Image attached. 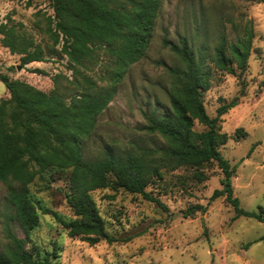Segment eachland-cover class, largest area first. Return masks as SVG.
Returning a JSON list of instances; mask_svg holds the SVG:
<instances>
[{
  "label": "trees",
  "instance_id": "1",
  "mask_svg": "<svg viewBox=\"0 0 264 264\" xmlns=\"http://www.w3.org/2000/svg\"><path fill=\"white\" fill-rule=\"evenodd\" d=\"M50 1L54 12L49 23L53 40L50 49L56 57L67 59L72 78L55 75L54 89L46 93L0 74L8 92L0 100V181L9 187L7 199L11 208L6 216L7 243L0 250V264H56L57 246L52 252H42L32 242L31 233L40 224L39 211L52 215L70 237H79L91 246L116 241L107 232L105 219L92 196L97 190L122 188L169 213V208L148 188L163 180L164 172L180 168L193 170V179L202 183L208 180L205 168L217 165L223 173L222 189L215 190L210 201L225 197L234 208L235 218L264 223L263 207L258 212H248L234 196L235 168L220 151L230 139L221 131L220 119L238 105L239 98L221 104L214 118L207 113L202 98L212 87L214 70L231 75L246 71L253 48L251 22L236 41L230 42L223 33L211 50L205 43L198 54L186 37L177 43L165 39L164 45L179 58L181 66L167 67L174 79L169 109L160 116L147 115L144 129L149 135L158 136L160 144L122 152L108 145L99 156L86 159L84 148L99 117L116 98L119 84L130 68L147 56L161 1ZM0 35L1 45L19 56L23 66L47 62L46 49L17 24H0ZM95 68L100 73H94ZM34 72L47 74L39 69ZM196 123L206 130L196 131ZM234 137L245 138L247 132L238 129ZM50 170L69 173L66 199L76 219L64 220L56 212L43 209L31 196L30 186ZM206 211L207 206L192 205L183 217L194 218ZM15 227L24 237L18 236Z\"/></svg>",
  "mask_w": 264,
  "mask_h": 264
},
{
  "label": "rangeland",
  "instance_id": "2",
  "mask_svg": "<svg viewBox=\"0 0 264 264\" xmlns=\"http://www.w3.org/2000/svg\"><path fill=\"white\" fill-rule=\"evenodd\" d=\"M160 1L161 11L147 56L132 66L119 84L116 98L99 117L86 142L84 157L95 158L108 145L122 152L160 144L158 136L149 135L144 129L147 115L160 116L169 109L174 79L167 67L181 66L179 58L164 45L165 39L177 43L186 37L198 54L205 43L211 50L223 33L230 42L236 41L251 22L253 48L246 71L231 75L214 70L212 87L202 98L212 118L221 104L239 98L238 105L220 119L221 131L230 136L220 151L235 168L234 196L246 211L258 212L264 208V3ZM53 14L50 0H0V24H17L46 49L47 58V62L23 66L19 56L1 45L0 35V74L46 93L54 89L55 75L72 78L67 59L56 57L50 49L53 40L49 23ZM207 66L211 68L209 63ZM36 69L47 74L35 73ZM93 72L100 73V69ZM93 72L89 74L94 76ZM7 96V88L0 81V100ZM195 129L206 130L199 123ZM238 129L247 132V137L236 139ZM192 172L190 168L166 171L163 180L148 188L169 208V213L122 188L95 191L92 196L105 219L107 232L116 240L112 243L102 241L91 246L79 237H70L52 215L41 211L40 224L31 233L32 242L42 252H52L57 246L56 264H264V223L235 218L234 208L225 197L210 201L214 191L222 189L223 173L217 165L205 168L208 180L202 183L193 179ZM68 180V172L50 170L30 186L31 196L43 209L56 212L67 221L76 219L66 199ZM8 188L0 181V250L7 243L4 230L6 216L11 213ZM198 204L207 206L206 213L183 217L189 206ZM15 231L24 237L19 228L15 227Z\"/></svg>",
  "mask_w": 264,
  "mask_h": 264
},
{
  "label": "water",
  "instance_id": "3",
  "mask_svg": "<svg viewBox=\"0 0 264 264\" xmlns=\"http://www.w3.org/2000/svg\"><path fill=\"white\" fill-rule=\"evenodd\" d=\"M19 69H20V67H19Z\"/></svg>",
  "mask_w": 264,
  "mask_h": 264
},
{
  "label": "crops",
  "instance_id": "4",
  "mask_svg": "<svg viewBox=\"0 0 264 264\" xmlns=\"http://www.w3.org/2000/svg\"><path fill=\"white\" fill-rule=\"evenodd\" d=\"M8 93V92H7Z\"/></svg>",
  "mask_w": 264,
  "mask_h": 264
}]
</instances>
